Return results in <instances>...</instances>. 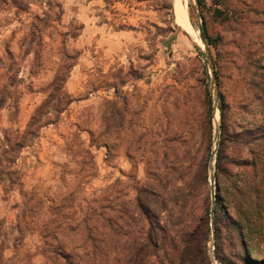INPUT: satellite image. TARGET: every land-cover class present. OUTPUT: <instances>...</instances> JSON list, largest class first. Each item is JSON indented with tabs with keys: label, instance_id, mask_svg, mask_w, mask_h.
<instances>
[{
	"label": "rangeland",
	"instance_id": "1",
	"mask_svg": "<svg viewBox=\"0 0 264 264\" xmlns=\"http://www.w3.org/2000/svg\"><path fill=\"white\" fill-rule=\"evenodd\" d=\"M186 3L0 0V264H264V0Z\"/></svg>",
	"mask_w": 264,
	"mask_h": 264
},
{
	"label": "trees",
	"instance_id": "2",
	"mask_svg": "<svg viewBox=\"0 0 264 264\" xmlns=\"http://www.w3.org/2000/svg\"><path fill=\"white\" fill-rule=\"evenodd\" d=\"M196 2L198 4L201 3V0H196ZM200 38L202 40V42L205 44V46L207 48L211 47V41L209 36H207L206 30L205 28L202 26L201 27V34H200ZM214 66L216 67V65L214 64ZM214 67V72L216 71ZM216 73V72H215ZM219 111H220V115L221 118L224 117L225 114V106L223 105V100H222V96L219 95ZM244 134H251L250 132H244ZM245 136V135H243ZM245 142H247V138H244ZM221 147V144L218 146V155H217V162L219 160H221L220 158V153H219V149ZM259 162H262L260 159H258ZM238 162L240 163L241 166L244 167H252L254 171H257L259 164L257 162V159H253L251 162L245 160V159H239ZM264 163V162H263ZM218 189V187H217ZM238 191V196L241 198L240 202H238V205L235 207H230L229 211H230V218L232 219V222H235V226H237L241 232H242V238H243V244L244 246H246L247 252L249 254H252L253 252H255V250L248 246L246 239H252V235L255 234L254 227H257V223L256 221H260L262 222L263 217H264V206L262 207V200L257 199L256 196H254L252 193H248V191L245 190H237ZM256 198V199H255ZM216 203L218 201H220V199H216L215 200ZM219 208V206H217ZM216 206L215 208L218 209ZM221 208V207H220ZM221 211V210H220ZM255 223V226H254ZM234 226V225H233ZM208 228V227H207ZM208 230H207V234H208ZM151 247H155V244L152 240V238L149 236L146 238L145 240V244L141 242V247L137 252V255L139 256V262H137V255L135 254L134 256L130 257V255H126L123 259V263L124 264H143L144 261H149V263L151 264L150 260L152 257L155 256V254H153V252H151L150 250L145 251V248H151ZM58 257L60 258V260L62 261H67V256L64 255L62 252H58ZM96 254L94 253V251L89 252L87 254H85V258L87 259V263L86 264H98L96 261ZM141 258V259H140ZM247 263H250L252 260L250 259H245ZM195 259L187 256V258L183 257L182 260L180 261V264H195Z\"/></svg>",
	"mask_w": 264,
	"mask_h": 264
},
{
	"label": "bare ground",
	"instance_id": "3",
	"mask_svg": "<svg viewBox=\"0 0 264 264\" xmlns=\"http://www.w3.org/2000/svg\"><path fill=\"white\" fill-rule=\"evenodd\" d=\"M187 7L188 6L186 3V0H174L175 22L179 27H181L188 34L195 36L196 32L194 31V29L192 28L190 24L188 13H187ZM197 41L200 43V40L197 39Z\"/></svg>",
	"mask_w": 264,
	"mask_h": 264
},
{
	"label": "water",
	"instance_id": "4",
	"mask_svg": "<svg viewBox=\"0 0 264 264\" xmlns=\"http://www.w3.org/2000/svg\"><path fill=\"white\" fill-rule=\"evenodd\" d=\"M215 153H216V150H213V151L211 152V157H210V163H211V164H212V162H213V158H214V156H215ZM211 169H212V166H211ZM210 183H211V195H212V200H213V202H214V187H213V185H214V177H213V176L210 177Z\"/></svg>",
	"mask_w": 264,
	"mask_h": 264
}]
</instances>
